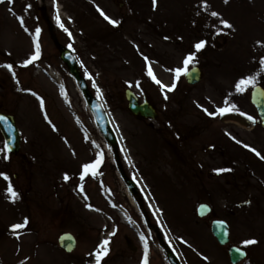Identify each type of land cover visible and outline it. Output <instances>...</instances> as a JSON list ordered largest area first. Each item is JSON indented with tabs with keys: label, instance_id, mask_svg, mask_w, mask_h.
<instances>
[{
	"label": "rangeland",
	"instance_id": "rangeland-1",
	"mask_svg": "<svg viewBox=\"0 0 264 264\" xmlns=\"http://www.w3.org/2000/svg\"><path fill=\"white\" fill-rule=\"evenodd\" d=\"M98 8L118 25L109 24ZM213 11L219 16H211ZM57 13L71 39L58 26ZM221 20L233 27L224 28ZM37 27L41 55L24 66L34 54ZM201 40L206 46L196 52ZM57 43L71 45L91 90H100L120 139L119 164L138 184L137 207ZM190 53L196 60L189 68L199 65L204 73L200 84L189 85L183 75L172 92H162L147 75L150 66L170 85L169 70L182 67ZM261 58L264 0H157L155 9L152 0L0 3V112L16 116L22 136L19 154L12 155L4 150L0 131V173L9 177L5 181L0 175V264H95L92 254L105 239L109 251L101 264H143L145 242L148 264H168L159 237L184 264H231L228 246H220L211 233L216 218L231 225L230 244L248 249L249 258L239 264H264V159L244 147L264 156V129L205 112L235 104L236 111L257 122L250 94L255 85L264 86ZM250 75L256 76L255 85L237 93L235 84ZM126 89L152 101L157 120L133 116ZM32 93L43 99L44 113ZM97 153L104 156L99 174L80 180L83 164ZM222 168L231 170L218 173ZM9 183L18 194L15 202L7 193ZM203 202L212 211L201 218L197 207ZM119 209L132 225L122 222ZM25 218L27 225L13 232ZM67 231L78 242L72 253L58 244ZM248 239L257 243L245 246Z\"/></svg>",
	"mask_w": 264,
	"mask_h": 264
},
{
	"label": "water",
	"instance_id": "water-1",
	"mask_svg": "<svg viewBox=\"0 0 264 264\" xmlns=\"http://www.w3.org/2000/svg\"><path fill=\"white\" fill-rule=\"evenodd\" d=\"M61 57L67 63L70 73L75 77L78 81L79 86L84 94V97L89 104L91 111L93 112L95 122L99 127L102 134L107 138L108 142L111 146L117 150V138L112 128V123L110 117L107 114V111L104 105L100 102L99 99L93 96L91 91L88 88L86 80L81 76L80 70L78 68V64L76 62L75 57L73 56L71 50L60 47ZM201 71L197 67H193L188 71L186 75V79L190 84H196L201 81ZM127 98L129 100V109L130 111L137 116L143 118H151L155 119L158 116V113L155 107L148 101L141 103L138 97L130 90L126 91ZM253 104L256 106L259 115L261 117V124L264 126V89L261 86H255L252 90V98ZM0 116H4L6 118L5 121H0V128L6 138L7 148L11 153H18L20 149V135L18 128L16 126V122L13 116L6 115L0 113ZM223 119H231V120H240L243 123H248V121L238 115L237 113H227L222 116ZM120 173L129 187V190L132 193H136L137 189L132 180L126 177L124 171L120 169ZM210 208L206 205H200L199 207V215L203 216L209 212ZM212 231L218 241L221 244H226L229 241V228L226 222L221 220H216L212 224ZM60 245L65 248L67 251H72L76 246V239L70 233H65L61 235ZM162 247L165 250V253L168 257L170 264H182L178 258V256L166 245V243L161 239L160 240ZM237 247L230 248V258L232 263H237L245 256V252L240 250V252H236Z\"/></svg>",
	"mask_w": 264,
	"mask_h": 264
},
{
	"label": "snow or ice",
	"instance_id": "snow-or-ice-1",
	"mask_svg": "<svg viewBox=\"0 0 264 264\" xmlns=\"http://www.w3.org/2000/svg\"><path fill=\"white\" fill-rule=\"evenodd\" d=\"M5 0H0V3H4ZM8 3H12V0H7ZM225 3H228V0H224ZM156 3L157 0H152V4H153V8L155 9L156 7ZM30 7V5H29ZM202 7L207 8L208 5L206 4V2L202 3ZM9 11H11V9H9ZM97 11L100 12V15L111 25L113 26H117L118 25V21L110 19L107 15H105V13L103 11H101L99 8L97 9ZM211 16L213 17H218L219 13L213 11L210 13ZM18 20L21 23V26L23 27V18L22 17H18ZM56 22L58 24V26L63 29V31L68 32V29L64 27L63 23H61L59 14L57 13L56 15ZM221 23L223 24L224 28H229L231 29L233 26L226 20H221ZM25 31H27V28H25ZM41 29L39 27H37L35 29V38H34V45H35V50H34V54L32 56H30L28 59H26L24 61V66L27 65H31L34 63V61L38 60L40 58L41 55V50H40V44L38 42V37L40 35ZM69 38L71 39V33L68 32ZM206 46V42L204 40L199 41L198 43H196L194 45V48L196 50V52L201 51L204 47ZM69 47H71V45H69ZM147 61V57L144 58ZM196 60V56L195 53H190L188 56H186L183 60V66L182 67H177L175 69H170L169 71H171L173 73V80L171 82L170 85H165L164 83H162L159 79L156 78V76L153 73L152 68L149 66L148 70H147V75L153 80L154 83H156L162 92H172L175 88H176V84L177 81L180 79L181 76L183 75H187L188 74V68L189 66L193 63V61ZM259 64L261 65V72H264V58H261L259 60ZM3 67L7 68L10 72L12 71V65L10 64H6L3 65ZM13 75H15L13 73ZM88 79H92L91 76H88ZM256 83V76H248L247 78H242L240 79L236 84H235V90L237 93H244L246 91V89L249 86H254ZM131 86V85H130ZM93 87H96L95 83H93ZM97 93H98V99H100V90L97 88ZM32 95L36 96V93H32ZM36 98L40 101V106H41V110L43 111L44 109V101L43 99H41L39 96H36ZM167 95L164 96V99L167 100ZM225 103H228L227 101ZM236 105L235 104H231L230 107H221V108H217L215 113H211V112H207V110L205 109V112L207 115L209 116H214V115H220L223 116L225 115L227 112L229 111H234L236 110ZM241 115H244L243 112L240 113ZM247 119L249 120H253L252 116H248ZM45 120H48L47 115L45 114ZM0 121H5L6 122V118L4 116H0ZM49 123H51V121H49ZM55 127L53 126V131H55ZM236 143H240V141H236ZM245 148H247L249 151L255 153L256 156L260 157L261 159H264V156H261V154L259 152H257L254 148L249 147L248 145H244ZM5 151H7V145H5ZM5 159H7V155H5L4 157ZM104 160V156L103 153H97L96 158L94 161L90 162V163H85L82 166V173L80 175V180H84L86 176L92 175V176H96L98 175V169L100 168L101 164L103 163ZM231 169H226V168H222V169H218L217 172H227L230 171ZM0 175L3 176V179L5 181L9 180V177L5 174L0 173ZM65 181L69 180V176L67 174H65L64 176ZM80 190L83 191V187H80ZM7 193L8 196L13 200V202H15V199L18 198V194L17 192L13 189L12 185L9 183L8 187H7ZM85 199H87V197H85ZM28 221L27 218H25L23 223H18L12 226V231L13 232H17L18 230L23 229L26 225H27ZM111 235H115V232L111 233ZM144 237L141 236V240H143ZM110 241L109 239H105L103 240L97 247V250L95 253H93L92 255L95 256V264H101V260L108 254V245H109ZM257 243L256 240L254 239H248L243 241V244L245 246L248 245H252ZM236 252H240V249L237 248ZM21 264H24V262L22 261ZM143 264H148V245L147 242H145L144 244V259H143Z\"/></svg>",
	"mask_w": 264,
	"mask_h": 264
},
{
	"label": "bare ground",
	"instance_id": "bare-ground-1",
	"mask_svg": "<svg viewBox=\"0 0 264 264\" xmlns=\"http://www.w3.org/2000/svg\"><path fill=\"white\" fill-rule=\"evenodd\" d=\"M57 7L59 8V9H61V6L58 4L57 5ZM77 89V92H78V94H79V96L81 97V99H82V105L84 106V107H87V105H86V103L84 102V99H83V97H82V93H81V91L78 89V88H76ZM104 149L107 151V153H108V155H112V152H111V150L109 149V147L105 144V147H104ZM130 201L133 203V200L130 198ZM134 204V203H133ZM152 205V207L155 209V205L152 203L151 204ZM119 212H120V215H121V218H122V221L123 222H125V223H132L133 224V222H132V220H131V218L128 216V214L125 212V211H123V210H119Z\"/></svg>",
	"mask_w": 264,
	"mask_h": 264
}]
</instances>
